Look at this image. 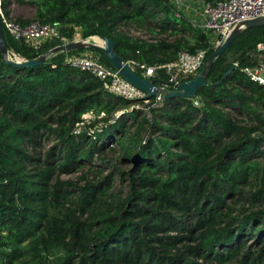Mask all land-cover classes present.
Returning <instances> with one entry per match:
<instances>
[{"label":"trees","instance_id":"trees-1","mask_svg":"<svg viewBox=\"0 0 264 264\" xmlns=\"http://www.w3.org/2000/svg\"><path fill=\"white\" fill-rule=\"evenodd\" d=\"M14 1L34 8L31 20L82 24L86 35L112 38L126 61L161 64L207 46L170 0ZM1 8L8 16L4 1ZM130 24L167 38H130L121 29ZM5 37L10 56L23 59L61 44L34 49ZM261 44L264 26L243 31L213 61L195 97L132 106L130 125L113 113L133 100L65 62L79 49L34 67L7 64L0 52V264H264V86L243 70L264 64ZM164 78L161 69L153 80ZM87 111L95 115L89 122L81 118ZM100 111L106 116L97 118ZM49 141L41 155L37 148ZM114 142L132 165L115 167L125 193L112 190V173L84 185L60 179Z\"/></svg>","mask_w":264,"mask_h":264},{"label":"built area","instance_id":"built-area-1","mask_svg":"<svg viewBox=\"0 0 264 264\" xmlns=\"http://www.w3.org/2000/svg\"><path fill=\"white\" fill-rule=\"evenodd\" d=\"M2 1L0 0V5ZM172 4L176 16H184L192 26L205 34L207 46L195 51H179L174 60L161 64L149 65L146 62L127 61L134 71L135 68L138 69L140 76L145 78L153 79L158 76L159 70H164L166 78L156 85L167 90L178 89L179 83L197 75L203 68L209 51L217 50L240 21L264 16V0H173ZM1 20L4 33L34 49L54 40H59L61 44L76 41V39L66 38L61 33V22H42L34 19L22 23L5 16L2 11ZM65 62L96 77L103 89L113 96L133 100L132 106L148 107L157 105L160 101L157 98L146 100V93L142 89L128 82L117 70L101 60V53L98 55L90 52L66 54ZM243 70L251 79L264 86V64L246 67ZM105 116V112L100 111L97 118ZM94 117L91 111L81 114V118L86 122ZM81 123L73 129L75 134L81 132ZM50 260L54 261L51 257Z\"/></svg>","mask_w":264,"mask_h":264},{"label":"rangeland","instance_id":"rangeland-1","mask_svg":"<svg viewBox=\"0 0 264 264\" xmlns=\"http://www.w3.org/2000/svg\"><path fill=\"white\" fill-rule=\"evenodd\" d=\"M5 2L6 8L9 10V17L16 19V20H22L20 17L13 15V12L20 13V15H26L25 20H31L33 19L34 16V8L32 6L26 5V4H18L14 0H3ZM171 1V0H170ZM173 2V0H172ZM171 2V3H172ZM62 27H61V33L68 39H76V41H86L91 44H96V45H102L103 41L100 39L98 34H85V27L82 24H75V23H63L61 22ZM130 38L134 39H143V40H153L155 38H167V34H155L149 31V29L146 27H139L135 24H130L128 26H122L121 28ZM181 34L171 35V39L174 37H178ZM102 41V42H101ZM102 44H101V43ZM77 50V49H76ZM83 52H90V53H95L96 55L100 54V51L97 49H91V48H82L77 51V53H83ZM12 57H17V58H22L18 55H13ZM235 56L232 51H230V54L228 55V58L231 60ZM259 58L264 57V54L261 53ZM102 60V59H101ZM135 67V66H133ZM142 107V106H141ZM132 109V105H129L127 108L124 110H116L114 111V117H117L121 113H124L123 115V120L127 125H130L132 123V118L130 117V111ZM125 111V112H123ZM119 112V113H118ZM263 112V111H262ZM144 112L140 110L139 116L143 115ZM138 116V117H139ZM140 119V117L138 118ZM84 123H81V126L84 125ZM135 126L130 127L129 133L134 132ZM116 139L120 141H124L125 137L124 136H116ZM55 143V141H49V142H44L42 147L37 150L41 151V155L45 151L49 149V147ZM29 151H33V149L29 148ZM124 150L122 147L114 142L112 146L108 145L105 149L102 150V152L97 156L96 160L94 159V163L91 165H83L80 168L76 169L75 171L69 173V174H60L59 177L62 180H71L73 182H76L78 185H84L86 181H92L96 182L102 178H104L107 174L112 173L113 175V187L112 190L114 193H125L128 189V183L126 180H121L120 179V174L118 173V170L115 168H119L120 170H130L132 165L131 164H126L125 162L122 161V154ZM100 170V171H99ZM84 177V179H82ZM247 243H251L250 240H248ZM256 246V245H255ZM259 246L257 247H252V249L257 250ZM59 253H53L49 254V257L52 258V260H56L58 257ZM28 260L25 258L16 260L13 264H29L26 263Z\"/></svg>","mask_w":264,"mask_h":264},{"label":"water","instance_id":"water-1","mask_svg":"<svg viewBox=\"0 0 264 264\" xmlns=\"http://www.w3.org/2000/svg\"><path fill=\"white\" fill-rule=\"evenodd\" d=\"M1 5H0V52L6 60L7 64L16 67H34L42 65L46 62L49 55L57 52H67L82 48H92L97 49L100 53L109 61L110 65L117 70L128 82L134 86L142 89L146 95L145 99L149 100L151 98H157L160 100H166L173 97H188L193 98L197 95L198 89L205 85V77L208 74L213 61L220 56L231 44V42L243 31L264 26V16L256 17L253 19H246L240 21L221 44V46L213 51L206 59L203 68L199 71L197 75L189 79L188 81L181 82L178 85V89L167 90L164 87H160L154 83L153 79L141 77L138 75L130 66V64L120 55H118L114 50V41L110 37L99 36L103 41L102 45L91 44L86 41H71L65 44H59L51 48L46 53L40 54L34 58L23 59L12 57L9 54L5 33L2 27L1 20ZM259 48H264V45H259ZM247 54L246 56H248ZM244 58V57H243ZM241 60L232 63L229 68L223 73L221 79L217 81L220 84L222 79H224L227 74L233 70Z\"/></svg>","mask_w":264,"mask_h":264},{"label":"crops","instance_id":"crops-1","mask_svg":"<svg viewBox=\"0 0 264 264\" xmlns=\"http://www.w3.org/2000/svg\"><path fill=\"white\" fill-rule=\"evenodd\" d=\"M13 15L20 17V19H22V20H25L26 19V15H24V14L23 15H20V13L13 12Z\"/></svg>","mask_w":264,"mask_h":264},{"label":"bare ground","instance_id":"bare-ground-1","mask_svg":"<svg viewBox=\"0 0 264 264\" xmlns=\"http://www.w3.org/2000/svg\"><path fill=\"white\" fill-rule=\"evenodd\" d=\"M101 42H102V41H101ZM101 42H100V43H101ZM101 44H102V43H101Z\"/></svg>","mask_w":264,"mask_h":264}]
</instances>
